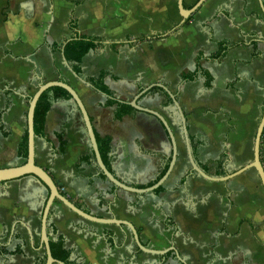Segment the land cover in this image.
<instances>
[{
    "label": "crops",
    "instance_id": "0c3cea01",
    "mask_svg": "<svg viewBox=\"0 0 264 264\" xmlns=\"http://www.w3.org/2000/svg\"><path fill=\"white\" fill-rule=\"evenodd\" d=\"M198 1L183 0V7L189 11ZM253 34L258 38L249 37ZM83 37L102 40L103 50L85 56L78 78L88 82L107 72L106 86L124 103L152 85L164 86L198 144L196 164L215 178L216 164L226 155L227 176L245 171L220 183L198 177L188 162L178 114L173 106L163 108L167 94L158 87L139 105L165 119L178 148L160 194H131L101 177L81 115L69 100L52 101L45 137L36 138V164L80 210L132 224L145 247L174 248L165 264H264V188L256 170L248 168L264 115V14L258 0H205L186 20L178 0H0V118L9 134L0 132V169L25 163L18 146L28 128L27 100L41 84L60 81L81 99L96 138L111 140L113 175L145 189L166 168L171 145L151 117L135 111L117 121L114 108L106 106L109 98L66 67L65 45ZM222 41L240 46L215 60ZM197 71L194 81L183 80ZM59 134L67 141L62 155ZM261 163L264 169V132ZM48 197L33 176L0 183V245L9 253L21 250L0 255V264L46 263L41 217ZM48 223L64 237L77 264H160L161 256L136 247L128 228L87 221L60 202Z\"/></svg>",
    "mask_w": 264,
    "mask_h": 264
},
{
    "label": "water",
    "instance_id": "95a60500",
    "mask_svg": "<svg viewBox=\"0 0 264 264\" xmlns=\"http://www.w3.org/2000/svg\"><path fill=\"white\" fill-rule=\"evenodd\" d=\"M204 2H205V0H199L198 3L193 7V9L186 11L183 7V0H178V7H179L181 17L184 20L188 19V17L191 14L195 13L203 5ZM258 2L260 5V8L264 14V3L262 0H258ZM62 57H63V61L66 65V67L72 72V70L70 69L63 53H62ZM73 75L78 78V76H76L74 73H73ZM78 79L80 81H82L86 86L91 87V85L88 82H86L80 78H78ZM156 87L162 89L172 100V106L175 108V110L178 114L180 125L182 128V134H183L184 143H185V147H186V151H187L188 162L191 166V170L198 177L205 179L209 182H219L220 183V182H227V181L231 180L232 178H234L235 176H237L238 174H241L242 172L245 171V170H243V171H241V173H235L233 175H228V176L223 177V178H212V177L208 176L207 174H205L198 167V165L196 164V162L194 160V157H193V154L191 151V147H190V139H189V132H188V128H187V121H186V117H185L183 110L181 109L176 97L173 94H171L167 88H165L162 85L157 84V85H152V86L146 88L139 95H137L132 102H129L127 104L129 106H131L139 114L145 115L147 117H151V118L155 119L159 125H161V127L163 128V134L165 136V139H167L169 141L171 148H172L171 149L172 159H171V162H170V165H169V168H168L166 174L157 183H155L153 186L147 187L145 189H139L136 187H131L129 185H126L125 183H123L119 179H117L111 172H109V170L105 166V164L102 160V157L100 155V152H99V146L97 143L96 135L94 132V128H93V124L91 122L90 116L87 113V111H86L81 99L77 95V93L69 85H67L64 82H60V81H54V82H49L46 84H41L38 87L36 93L32 96L31 101L29 103V109H28V114H27L28 157L26 159V162L22 166L0 169V183H7V182L17 180V179H20V178H23L26 176H33L48 189L49 197L45 203L43 213H42V217H41V246L44 247V249H45V255H46V263L45 264H63V263L56 262L53 259L52 254H51V250H50V243H49L50 240H49V237L47 234V227L49 224L48 223L49 214H50V211H51L54 203H56V202H60L67 209H69L70 211H72L73 213H75L76 215H78L79 217H81L87 221L97 223V224H101V225H113V226H117L119 228H123V227L128 228L129 231L131 232L132 236H133V240H134L136 247L141 252H143L145 254L155 255V256H166L170 251H175L174 248H169V249L164 250V251H156V250H153L151 248L145 247L140 240V237H139L137 230L135 229V227L132 224H130L126 221H120L117 219H99L97 217L91 216V215L85 213L84 211L80 210L74 204H72L65 196H63L60 193L59 188L56 185V183L54 182V180L52 179V177L44 169L40 168L36 164V160H35L36 136H35V132H34V116H35V109H36L37 103H38L39 99L41 98V96L46 91L53 89V88H62L65 91H67L69 93V95L71 96V99L69 101L72 104L73 111L77 112L81 115V121L84 125V134L86 135L87 139L89 140V143L91 145V148H92V151H93L96 163H97V166H98L99 170L102 172V174L105 176L107 181H109V183H111L117 189H120L122 191H126V192L131 193V194H135V195L153 194L154 191L157 190L159 187H162L163 184L166 182V180L169 178V176L171 175V173L175 167L177 159H178L177 144H176L175 138H174L168 124L166 123L165 119L159 113H157L153 110L144 108V107L139 105L140 98H142L144 95H146L148 92H150L153 88H156ZM263 132H264V115H263L261 122L259 124L257 134H256V138H255L254 161L248 167V168H253L256 170V172L260 178L261 184L264 188V169H263V166L261 163V140H262ZM27 231L29 234H31L30 229L28 227H27ZM177 258L181 263H184L182 258H180L179 256H177Z\"/></svg>",
    "mask_w": 264,
    "mask_h": 264
},
{
    "label": "trees",
    "instance_id": "16d2710c",
    "mask_svg": "<svg viewBox=\"0 0 264 264\" xmlns=\"http://www.w3.org/2000/svg\"><path fill=\"white\" fill-rule=\"evenodd\" d=\"M70 28L71 30L76 31V23L74 19H72L71 21ZM249 37L255 39V38H258V35L253 34V35H249ZM252 44L255 45L254 43ZM218 45H219V51L217 52V54L213 56L215 60H219L223 58L224 56H226V54L230 50L240 46L239 44H234L229 41H222ZM59 49H60L59 47H53V51L55 52L59 51ZM98 50H103L102 40L83 37V38H77L75 40L68 42L65 45L63 52H64V57L69 67L73 71V73L76 76L81 77L82 76L81 65H82L83 59L89 52L98 51ZM198 73L199 71L195 72L194 74L190 76L184 77L183 80L186 82L194 81L196 77L198 76ZM107 76H108V73L103 71L99 74L98 77L88 79V82L94 90L106 95L109 98V100L106 103V106L109 108H114L115 119L117 121H122L125 117L132 115L135 112V110L131 106H129L127 103L119 101L115 98V95L108 89V87L105 84V78ZM158 91L159 89L155 88V89H152L149 93H154ZM165 97H166V101L163 104V108H169L172 106V100L167 95H165ZM31 98L32 97H30L27 100L28 104L30 103ZM70 99H71V96L69 95V93L62 88L50 89L41 96V98L39 99L37 103V106L35 109V116H34V132H35V136L37 139H44L45 137V125H46L47 116L52 110V101L54 100L68 101ZM0 132L5 136L9 135L8 133L4 132V128L1 125V118H0ZM57 139L59 142L58 152L59 154L62 155L65 151V146L67 145V141L65 139L64 134L57 135ZM189 139H190L191 151H192L193 157L195 158L198 144L194 143V140L192 138H189ZM97 143L99 146L100 155L102 157V160L105 166L107 167L109 172L113 174L112 168H111L112 163H111V158H110L111 140L109 138L103 141H100L99 139H97ZM18 156L19 158L24 159L26 162V159L28 157V134L27 133L24 135L21 143L18 146ZM93 158H94L95 164L97 165L95 161V157ZM171 159L172 157H170V159L168 160L166 168L164 169L160 177L155 182L149 184L147 187L153 186L166 174L169 168ZM221 160L222 161L220 163L216 164V170L214 174L215 178H223L227 176V173L225 171V164L228 161V157L224 155ZM198 167L205 174L210 175L209 171L206 168L199 166V164H198ZM100 175L104 180H106L102 172L100 173ZM113 188L116 189L115 187ZM143 188L144 187H139V189H143ZM163 190H164L163 187H159L157 190L154 191V194L158 195ZM47 234H48V237L53 238V240L49 242L53 259L56 262L63 263V264H77L76 260L73 259V251L66 249L65 247L66 240L64 239L63 236L59 235L58 230L54 227V225H48ZM16 238L20 239L19 236H17ZM109 238H110L109 240H111L113 238V235L110 234ZM20 252H21L20 248H17L15 252L9 253L6 251L4 247L0 245V255H3L5 257L18 254ZM172 254H173L172 252H169L166 256L159 257L160 264H165L166 262L165 260L169 258Z\"/></svg>",
    "mask_w": 264,
    "mask_h": 264
}]
</instances>
